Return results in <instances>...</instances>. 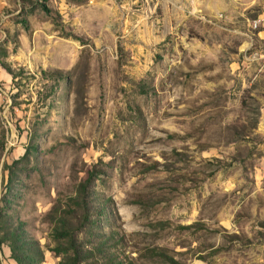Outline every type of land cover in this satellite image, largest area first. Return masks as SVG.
<instances>
[{
    "label": "rangeland",
    "instance_id": "rangeland-1",
    "mask_svg": "<svg viewBox=\"0 0 264 264\" xmlns=\"http://www.w3.org/2000/svg\"><path fill=\"white\" fill-rule=\"evenodd\" d=\"M264 0H0V264H264Z\"/></svg>",
    "mask_w": 264,
    "mask_h": 264
},
{
    "label": "built area",
    "instance_id": "built-area-1",
    "mask_svg": "<svg viewBox=\"0 0 264 264\" xmlns=\"http://www.w3.org/2000/svg\"><path fill=\"white\" fill-rule=\"evenodd\" d=\"M252 28L254 30H260V28H264V13L260 14L253 20Z\"/></svg>",
    "mask_w": 264,
    "mask_h": 264
}]
</instances>
